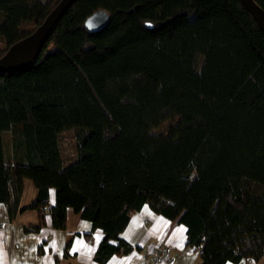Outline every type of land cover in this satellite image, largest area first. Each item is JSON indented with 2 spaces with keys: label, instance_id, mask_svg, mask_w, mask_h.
<instances>
[{
  "label": "trees",
  "instance_id": "1",
  "mask_svg": "<svg viewBox=\"0 0 264 264\" xmlns=\"http://www.w3.org/2000/svg\"><path fill=\"white\" fill-rule=\"evenodd\" d=\"M59 1L0 0V57ZM98 9L111 19L92 33ZM44 42L25 69L0 73L10 218L26 209L28 178L30 230L46 213L64 229L70 207L103 233L98 264L129 254L120 234L144 204L185 226L199 264L264 258V33L241 0H75ZM70 128L76 157L63 167L58 134Z\"/></svg>",
  "mask_w": 264,
  "mask_h": 264
},
{
  "label": "crops",
  "instance_id": "2",
  "mask_svg": "<svg viewBox=\"0 0 264 264\" xmlns=\"http://www.w3.org/2000/svg\"><path fill=\"white\" fill-rule=\"evenodd\" d=\"M61 159L63 167L72 163L65 161L62 155ZM22 184L18 208L23 207L25 210L18 211L10 218L5 204L0 202V264H98L93 261V251L101 241L103 233L97 229L91 230L90 223L72 208L68 207L66 211L67 222L64 229L53 228L50 215L46 213L44 225L37 230H30V227L39 221L36 209L28 208L37 197V189L28 178H23ZM48 195V204L53 206L55 204L53 188H49ZM85 233H90L89 240L85 238ZM120 238L133 248L129 254L111 256L105 264L200 262L197 251L193 247L185 246L187 240L185 226L176 219L171 221L155 214L147 204L131 214ZM68 243L69 246L66 247ZM158 246H165L168 249V259L152 262V255L156 253ZM135 247H139V250ZM235 264H264V258L258 261L242 260Z\"/></svg>",
  "mask_w": 264,
  "mask_h": 264
},
{
  "label": "water",
  "instance_id": "3",
  "mask_svg": "<svg viewBox=\"0 0 264 264\" xmlns=\"http://www.w3.org/2000/svg\"><path fill=\"white\" fill-rule=\"evenodd\" d=\"M75 0H60L45 20L33 32L14 42V45L0 57V73L22 70L38 55L44 45L50 28L60 19ZM245 8L251 12L264 33V10L259 8L253 0H241ZM111 19L108 12L98 9L87 16L84 21L85 28L92 33L104 29Z\"/></svg>",
  "mask_w": 264,
  "mask_h": 264
},
{
  "label": "rangeland",
  "instance_id": "4",
  "mask_svg": "<svg viewBox=\"0 0 264 264\" xmlns=\"http://www.w3.org/2000/svg\"><path fill=\"white\" fill-rule=\"evenodd\" d=\"M46 1V0H42ZM2 16L0 17L1 21ZM22 29H30L31 24L25 23L21 26ZM201 59L198 58V64H200ZM167 124H162L158 128L153 129V132L159 133V132H165ZM58 145L61 150V155L67 161L68 163L73 162L76 157V135H75V129H65L64 131L60 132L58 134ZM257 189V188H256Z\"/></svg>",
  "mask_w": 264,
  "mask_h": 264
},
{
  "label": "built area",
  "instance_id": "5",
  "mask_svg": "<svg viewBox=\"0 0 264 264\" xmlns=\"http://www.w3.org/2000/svg\"><path fill=\"white\" fill-rule=\"evenodd\" d=\"M156 253H154L152 255V262H159L162 261L164 259H168V249H166V247L164 246H158L156 249Z\"/></svg>",
  "mask_w": 264,
  "mask_h": 264
}]
</instances>
